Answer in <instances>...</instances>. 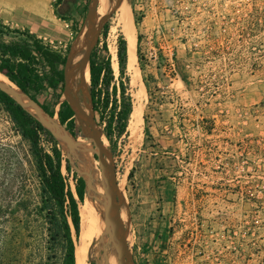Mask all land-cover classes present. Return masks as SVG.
Returning <instances> with one entry per match:
<instances>
[{
  "label": "rangeland",
  "instance_id": "1",
  "mask_svg": "<svg viewBox=\"0 0 264 264\" xmlns=\"http://www.w3.org/2000/svg\"><path fill=\"white\" fill-rule=\"evenodd\" d=\"M89 3L69 0L71 18L59 17L46 26L52 48L69 56ZM129 3L135 25L140 19L137 38L141 35L139 79L133 83L128 70L130 91L134 106L136 92H142L143 121L135 138L128 127L122 136L114 131L106 139L125 195V226L135 262L264 264V0ZM106 25L94 51L99 61L112 59L113 83L118 84V45L125 33L115 8ZM17 29L1 24L0 41L23 40ZM44 66L49 69L44 60L37 64L41 72ZM63 88L37 93L60 123ZM94 114L106 135L109 109L100 107ZM12 127L0 104V181L6 168L13 172L18 166L31 178L22 191L28 205L20 209L19 191L5 194L0 185V264H61L60 251L49 256L46 223L36 208L39 183ZM61 128L74 136L67 124ZM41 143L51 151L44 135ZM61 150L76 171L72 154ZM195 215L204 227L221 232L208 237L205 255L190 252L184 246L187 235L179 232ZM90 264H110L105 250Z\"/></svg>",
  "mask_w": 264,
  "mask_h": 264
},
{
  "label": "trees",
  "instance_id": "2",
  "mask_svg": "<svg viewBox=\"0 0 264 264\" xmlns=\"http://www.w3.org/2000/svg\"><path fill=\"white\" fill-rule=\"evenodd\" d=\"M68 1L57 0L54 3L55 13L65 20L71 18ZM139 23L140 19L136 18V25L138 26ZM2 26L5 25L2 24ZM107 30L108 25L104 32ZM16 32L23 36V40L11 43L0 41V72L39 102L37 93L48 87L55 89L61 84L64 87V68H60L59 65L66 64L68 55H63L57 49L44 44L42 39L34 33L19 30ZM140 41L141 35H138V54H140ZM35 51L39 56L35 54ZM117 54L120 71L118 84L113 83L115 71L110 57L99 61L94 51L90 68L94 110L98 112L100 107L105 110L109 109L106 129V136L109 139L114 131L119 136L127 132L134 109V98L130 91L131 77L127 67L128 44L124 35L120 36ZM43 60L49 69L46 70L44 66L45 70L41 72L37 64ZM118 90H120V98H118ZM0 104L9 114L12 129L21 136L18 147L24 150L26 156H30V162L39 183V204L36 208L46 223L49 256L54 258L60 251L61 264H76V241L81 232L80 203L85 200L86 180L76 171H72L70 161L64 158L59 143L51 131L34 114L1 89ZM41 104L52 115H55V111ZM73 114L67 101H64L63 109L59 113L60 121L67 124V129L75 135L76 124ZM42 135L51 142V151L42 145ZM64 167L67 174L64 173ZM70 175L73 176L74 183H71ZM3 177L4 179L0 181L3 193L11 194L16 189L20 196L17 202L18 208L27 206V200L22 196V191L31 178L24 168L15 167L13 172L6 168ZM7 177L8 181L5 180Z\"/></svg>",
  "mask_w": 264,
  "mask_h": 264
},
{
  "label": "water",
  "instance_id": "3",
  "mask_svg": "<svg viewBox=\"0 0 264 264\" xmlns=\"http://www.w3.org/2000/svg\"><path fill=\"white\" fill-rule=\"evenodd\" d=\"M113 1L106 0L101 13L96 7L98 1L90 0L84 22L76 34L74 49L69 54L64 66L63 97L74 113L73 118L76 126L81 129L85 137L93 142L95 146L94 158L81 155L76 146L64 135L61 123L56 118V112L55 115H52L40 102L31 98L16 84V87H10L0 81V89L34 114L51 131L59 146L83 162L100 180L102 192L98 200L100 201L99 209L103 224L97 252L104 249L107 258L111 253L116 264H137L125 226V195L119 181L113 152L109 148L104 129L95 114H87L82 106L87 74L91 76L92 54L109 19ZM94 18H97L98 22L92 25Z\"/></svg>",
  "mask_w": 264,
  "mask_h": 264
},
{
  "label": "bare ground",
  "instance_id": "4",
  "mask_svg": "<svg viewBox=\"0 0 264 264\" xmlns=\"http://www.w3.org/2000/svg\"><path fill=\"white\" fill-rule=\"evenodd\" d=\"M97 1L96 7L99 8V12L102 13L106 0ZM111 7L115 8V10L119 12L120 19L123 22L125 38L127 39L128 44V70L131 71L132 82L137 83L139 79V69L137 66L138 38L129 0H114ZM97 22L98 19L94 18L92 20V25H95ZM116 65L118 66L117 63H115V66ZM0 81L10 87H16L15 83L1 72ZM142 98V92L138 90L135 95V106L128 126L131 130V136L133 138L138 136L139 129L143 121ZM82 106L87 114H94L90 74H87V80L82 97ZM62 132L76 146L81 155L87 158H94L95 146L90 139L85 137L79 127L76 128L75 135L73 137L70 136L67 131L63 130ZM72 162L74 163L75 170L80 176L84 177L87 182L85 200L80 204L81 232L79 240L76 244V264H90L91 260H94L97 255V248L100 244L99 237L102 233L103 218L99 209L100 201L98 200L101 196L102 184L100 180L89 170V168L79 159L73 156ZM109 261L110 264H116L111 253L109 254Z\"/></svg>",
  "mask_w": 264,
  "mask_h": 264
},
{
  "label": "crops",
  "instance_id": "5",
  "mask_svg": "<svg viewBox=\"0 0 264 264\" xmlns=\"http://www.w3.org/2000/svg\"><path fill=\"white\" fill-rule=\"evenodd\" d=\"M58 18L53 0H0V23L14 24L18 26L17 30L34 33L38 38H49L46 26Z\"/></svg>",
  "mask_w": 264,
  "mask_h": 264
},
{
  "label": "built area",
  "instance_id": "6",
  "mask_svg": "<svg viewBox=\"0 0 264 264\" xmlns=\"http://www.w3.org/2000/svg\"><path fill=\"white\" fill-rule=\"evenodd\" d=\"M40 39H42L44 44L50 45L51 47L53 46L52 44L54 40L52 38L49 39L48 37H44ZM35 54L39 56L36 51ZM193 219L194 222H192L191 225L186 224L185 227H182L179 232L187 235V237L184 238V246L188 248L190 252L205 255L210 246L208 237L219 235L221 232L215 229H210L208 226L204 227V224L200 222L201 220L197 217V215H195ZM234 232L236 233V231ZM214 240L218 241V238L216 237Z\"/></svg>",
  "mask_w": 264,
  "mask_h": 264
}]
</instances>
